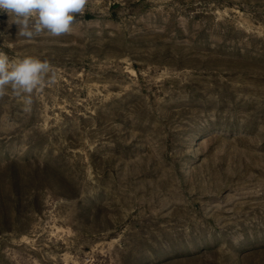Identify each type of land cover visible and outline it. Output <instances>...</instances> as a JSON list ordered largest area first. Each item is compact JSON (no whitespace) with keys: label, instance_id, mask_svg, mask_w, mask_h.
Returning a JSON list of instances; mask_svg holds the SVG:
<instances>
[{"label":"rangeland","instance_id":"obj_1","mask_svg":"<svg viewBox=\"0 0 264 264\" xmlns=\"http://www.w3.org/2000/svg\"><path fill=\"white\" fill-rule=\"evenodd\" d=\"M10 60L56 82L0 98V264H264V0H89Z\"/></svg>","mask_w":264,"mask_h":264},{"label":"clouds","instance_id":"obj_2","mask_svg":"<svg viewBox=\"0 0 264 264\" xmlns=\"http://www.w3.org/2000/svg\"><path fill=\"white\" fill-rule=\"evenodd\" d=\"M89 0H0V13H7L11 23L18 26L19 35L29 40L43 33L53 37L69 34ZM56 74L47 60L26 56L10 60L0 50V98L7 91L24 98L25 111L30 110L31 94L54 84Z\"/></svg>","mask_w":264,"mask_h":264}]
</instances>
